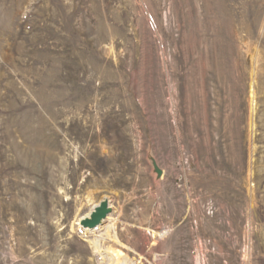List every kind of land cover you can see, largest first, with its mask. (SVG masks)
Returning <instances> with one entry per match:
<instances>
[{"label":"rangeland","instance_id":"obj_1","mask_svg":"<svg viewBox=\"0 0 264 264\" xmlns=\"http://www.w3.org/2000/svg\"><path fill=\"white\" fill-rule=\"evenodd\" d=\"M20 103L57 146L0 176V264H264V0H0Z\"/></svg>","mask_w":264,"mask_h":264},{"label":"bare ground","instance_id":"obj_2","mask_svg":"<svg viewBox=\"0 0 264 264\" xmlns=\"http://www.w3.org/2000/svg\"><path fill=\"white\" fill-rule=\"evenodd\" d=\"M26 105L20 103L13 109L10 108L9 112H0L2 113L0 114V176L4 175L16 187L30 188L32 187L30 179L35 175L38 164L44 175L51 170L50 163L53 160L51 149L57 145L43 113L31 107L27 108ZM3 113L7 114V117ZM22 177L25 183L20 181ZM99 202L95 203L83 217L89 216ZM109 204L111 206L110 201Z\"/></svg>","mask_w":264,"mask_h":264},{"label":"water","instance_id":"obj_3","mask_svg":"<svg viewBox=\"0 0 264 264\" xmlns=\"http://www.w3.org/2000/svg\"><path fill=\"white\" fill-rule=\"evenodd\" d=\"M111 212L112 207L109 204V200L103 198L89 216L80 220V225L85 229H96L103 224Z\"/></svg>","mask_w":264,"mask_h":264}]
</instances>
